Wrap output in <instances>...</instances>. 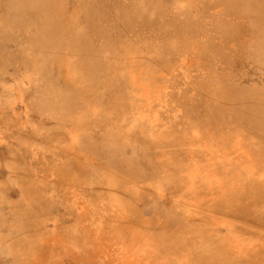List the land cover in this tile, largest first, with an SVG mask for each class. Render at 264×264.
<instances>
[{
    "label": "rangeland",
    "instance_id": "rangeland-1",
    "mask_svg": "<svg viewBox=\"0 0 264 264\" xmlns=\"http://www.w3.org/2000/svg\"><path fill=\"white\" fill-rule=\"evenodd\" d=\"M81 1L73 0L68 5L67 17L71 18L69 22L84 29V25L79 24L84 12ZM17 38H13L15 42L19 41ZM15 42L7 47L17 56ZM97 42H101L100 39ZM117 47L120 51L126 47L132 53L131 58H123V55L110 58L109 53L104 54L108 58L107 70L106 74L98 77L97 92L88 95L84 86L77 116L79 125L77 123L71 128V136L66 129L63 134L80 143L83 132H88L93 139L89 152L95 149L97 152L98 148L101 152L105 138L137 143L149 154L137 164H107L98 153L89 154L81 148L75 152L62 143L56 148V142L47 138L45 127V123L50 122L51 113L36 112V107H32V101H40L42 97L39 94H49L51 88L46 85L45 92H40L41 86L37 90L33 88L37 80L32 68H24L23 64L21 67L23 60L16 58L9 61L7 75L0 76L3 83V89L0 88V151L5 152L0 158V166L11 165L13 178L19 180L16 182L19 192L14 198L0 188V203L3 200L5 203L0 205V216L4 209H8L4 215H12L20 226L19 218H22L23 233L16 235L15 231L10 237L16 241L23 237V257H27L22 261L21 257L13 256L6 264H36L30 261L28 255L30 248L26 244L29 241L37 246L32 248L33 252L39 248L42 264H127L120 259V254L126 252L130 245L150 247L158 258L161 257L162 264H242V261L243 264H264V201L256 199L257 194L251 190L247 180L231 187L225 185L228 184L226 177H230L235 164L233 160L243 169V172L236 171L234 177L245 174L247 166L251 169L253 166L261 167L254 163L258 162L257 159L248 157L249 152L252 153V142L245 144L248 154L238 149L234 152L230 145L226 149V134L231 132V142L241 141L242 137L247 138L244 127L237 126L234 130L227 126L221 128L220 121L215 126L205 124L197 110L193 111L194 102L182 84L171 71L151 63L142 44L126 33ZM118 67L122 72L126 70L135 75L138 72L141 75L140 85L134 81L117 83L111 69L120 73ZM130 69L134 71L130 72ZM248 74L255 80L264 79L262 68L260 70L251 65ZM116 77H119L118 74ZM142 77L148 84H141ZM21 89H32V96L27 97ZM1 91H6V94ZM66 160L78 165V179L62 180L59 185L57 178L63 176ZM224 166L226 169L222 168ZM58 170L61 175H58ZM84 172L92 183H101L106 187L95 189L94 184L91 186L88 184L90 181L82 179ZM3 182L0 177V185ZM114 192L125 203L130 193H135L134 196L139 199L158 197L167 202L171 210L184 215L187 222L176 224L170 217L142 220L139 219V212L136 216L134 212L129 213L135 217V220H130L127 214H121L115 207L112 210L105 208L104 202L111 201ZM49 198L54 201L51 209L45 208ZM44 199L45 207L34 208L37 202L40 206ZM70 199L73 202L68 203ZM213 253L222 258L205 257V254ZM142 254L145 255L146 251ZM140 264H148L147 259H142Z\"/></svg>",
    "mask_w": 264,
    "mask_h": 264
},
{
    "label": "bare ground",
    "instance_id": "bare-ground-1",
    "mask_svg": "<svg viewBox=\"0 0 264 264\" xmlns=\"http://www.w3.org/2000/svg\"><path fill=\"white\" fill-rule=\"evenodd\" d=\"M72 2L73 0H0V76L7 75L9 61L16 58L19 61L23 60L21 67L23 64L24 68L27 66L32 68L34 79L37 80L33 88L37 90L41 86L42 91L40 92L46 91V85L51 88V93L39 94L42 98L40 101L33 100L32 107H36V109L33 108L36 112L51 113L48 119L50 122H46L45 127L48 130L47 138L56 142L57 147H54L58 148L62 143L66 148L70 147L75 152L80 148L89 152L93 139L89 137L88 132H83L80 143L72 137H66L63 132L66 129V133L71 136V128L77 123L79 125L77 116L82 95L85 92L83 91L84 86L88 89V95L97 92L98 77L106 74L105 70H107L108 58L104 54L109 53L110 58L115 55L119 58L121 55L123 58H131L132 53L126 47L121 51L117 47L123 35L128 33L133 40H137L147 49L151 63L173 73L194 102L193 111L197 110L205 124L215 126V123L220 121L221 128L227 126L234 130L237 126L244 127L247 138L242 137L241 141L231 142L232 137H229L231 132L226 134L227 141L225 142L228 143V145L225 144L226 149L230 145L233 151L238 149L248 154L245 144L247 141L249 144L252 142V153L249 152L248 157L257 159L260 163H254L261 167L253 166L251 169L249 166H244L245 174L241 173L234 177L236 171L243 172V169L241 164L233 160L235 164L229 174L230 177L225 176L228 178V184L225 185L231 187L239 181L247 180L251 190L257 194L256 199L264 201V171L260 170V168L264 169V79L255 80L248 74V68L251 65L260 70L264 69V0H82L84 12L79 24L84 25V29L75 25L74 22H69L71 18L67 17V11L68 5ZM15 37H19L17 38L19 41L15 42L13 39ZM97 39L101 42H97ZM12 42H15V46L17 45V56L13 55L15 52L7 47ZM127 64H125L126 67L129 66ZM118 68L120 73L114 68L111 69L114 72L112 76L117 83L134 81L136 85H140L141 75L138 72H135V75L131 72V70L134 71L133 69H130L131 73H129L126 70L122 72L121 68ZM66 74L73 76L65 77ZM117 74L119 77H116ZM141 84H148L143 77ZM2 85L0 80L1 89H3ZM21 92L27 97L32 96V89H26V91L21 89ZM1 93L6 94V91H1ZM54 99H59V101ZM75 113H77L76 116H74ZM102 142L104 145L101 146V152L98 148L97 152L95 149L89 154L98 153L107 164L121 163L124 166L137 164L139 160L149 155L137 143L116 141L114 137L113 139L105 138ZM4 154V151H0V158H3ZM68 161L66 160L64 164L63 176H60V179L57 178L59 185L62 180L78 179L76 176L78 165ZM6 165L0 166V177L4 179L0 188L14 198L19 192L16 184L19 180L17 177L13 178L12 166ZM222 168L226 169L225 166ZM58 175H61L59 170ZM82 179L90 181V177L85 172ZM106 183L111 186L110 182L106 181ZM88 184L91 186L94 184L95 189L106 187L101 183ZM10 187L13 188L10 189ZM115 192L113 199L109 202L106 200L103 205L108 210L115 207L121 214H127L130 220H135V217L129 213L134 212L136 216L139 212V219L142 220L170 217L176 224L183 225L187 222L184 215L171 210L169 204L158 197L146 196L147 198L139 199L138 196H134L135 193H130L131 196L127 197L125 203L115 196ZM120 194L123 193L120 192ZM45 201L46 199L40 206L37 202L34 208L36 206L45 207ZM53 202V199L49 198L45 208L51 209ZM69 202L73 200L70 199ZM4 204L3 200L0 205ZM256 204L260 205L257 201ZM56 205L58 208L59 203ZM5 210L8 209H4L0 216V264H6L13 256L21 257L22 261L23 258H27L23 257L25 246L23 237H19L17 241L10 237V234L15 231L16 235L23 233L22 218H19L22 223L20 226L12 215L8 217L4 215ZM29 243L30 241L26 246L31 250L28 251L30 261L42 264L41 256L38 255L39 248L33 252L32 248L37 246ZM145 251L146 254L143 255L142 252ZM152 251L154 250L150 247L130 245L126 252L120 254V259L127 264H140L144 258L147 259L148 264H156L155 262L162 264L160 263L161 257L158 258V255ZM213 254H205V257L208 259L222 258L216 253ZM163 256L166 261L165 255Z\"/></svg>",
    "mask_w": 264,
    "mask_h": 264
}]
</instances>
